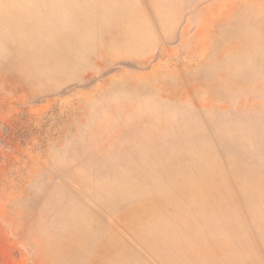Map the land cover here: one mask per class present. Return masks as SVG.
<instances>
[{
    "label": "rangeland",
    "instance_id": "374dc122",
    "mask_svg": "<svg viewBox=\"0 0 264 264\" xmlns=\"http://www.w3.org/2000/svg\"><path fill=\"white\" fill-rule=\"evenodd\" d=\"M0 264H264V0H0Z\"/></svg>",
    "mask_w": 264,
    "mask_h": 264
}]
</instances>
